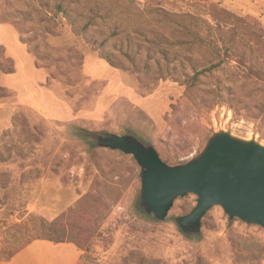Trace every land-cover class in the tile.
Returning a JSON list of instances; mask_svg holds the SVG:
<instances>
[{
	"label": "rangeland",
	"instance_id": "obj_1",
	"mask_svg": "<svg viewBox=\"0 0 264 264\" xmlns=\"http://www.w3.org/2000/svg\"><path fill=\"white\" fill-rule=\"evenodd\" d=\"M0 48V262L61 222L82 264H264L238 261L264 230L219 206L182 229L193 194L144 215L137 162L82 134L131 133L170 167L219 131L264 148V0H0Z\"/></svg>",
	"mask_w": 264,
	"mask_h": 264
},
{
	"label": "water",
	"instance_id": "obj_2",
	"mask_svg": "<svg viewBox=\"0 0 264 264\" xmlns=\"http://www.w3.org/2000/svg\"><path fill=\"white\" fill-rule=\"evenodd\" d=\"M82 134L96 147L131 155L137 162L141 168L139 206L144 215L162 221L174 200L193 194L196 205L178 218L182 229L198 231L204 214L219 206L229 219L264 230V148L219 131L198 157L170 167L131 133L121 137L106 132Z\"/></svg>",
	"mask_w": 264,
	"mask_h": 264
},
{
	"label": "trees",
	"instance_id": "obj_3",
	"mask_svg": "<svg viewBox=\"0 0 264 264\" xmlns=\"http://www.w3.org/2000/svg\"><path fill=\"white\" fill-rule=\"evenodd\" d=\"M60 6L57 9V12L60 13ZM7 17L14 19V17L12 16V14L7 13ZM84 33V32H83ZM20 42L23 43L24 45L28 46V51L30 53H34L36 59H39V53L37 52L36 47L31 48L29 47L28 43L25 42L23 40V38H20ZM100 47V46H99ZM94 48L95 50H98V48ZM98 58L102 61H104L105 63H107L111 68H119L120 64L117 63L114 58L112 56H109V54L105 53L104 50L99 49L98 50ZM0 57L4 58L1 60L2 64H0V71L3 74H11L13 72V64L12 61L5 58L3 49L0 48ZM12 64V67H11ZM132 66L135 68V73L137 75L142 74V75H147L149 73V68L147 65L142 66V68H138V66H136L135 64H132ZM198 73L194 70L193 71V76L190 77L189 81L192 84H195V81L197 80L198 77ZM138 209H140L139 203L137 204ZM192 211V210H191ZM209 211V210H208ZM207 213V212H206ZM205 213V214H206ZM204 214V216H205ZM203 216V217H204ZM42 234L38 236L37 240H46V241H50V242H54V243H64V242H68V243H72L74 244L78 249H83L84 246L76 243L74 240H69L68 237V231L66 230V223H61V222H53L47 225L42 224ZM28 243H26L25 245L27 246ZM25 245H23L20 249H17L14 252V255L16 253H18L21 249H23L24 247H26ZM245 254H243L241 256V258H238V261H250V262H256L262 259L263 256V248H261L260 246H258L257 244H254L253 242H251L248 246H246L245 248ZM199 264H206L202 259L198 260Z\"/></svg>",
	"mask_w": 264,
	"mask_h": 264
},
{
	"label": "crops",
	"instance_id": "obj_4",
	"mask_svg": "<svg viewBox=\"0 0 264 264\" xmlns=\"http://www.w3.org/2000/svg\"><path fill=\"white\" fill-rule=\"evenodd\" d=\"M83 253L74 244L36 240L0 264H82Z\"/></svg>",
	"mask_w": 264,
	"mask_h": 264
}]
</instances>
